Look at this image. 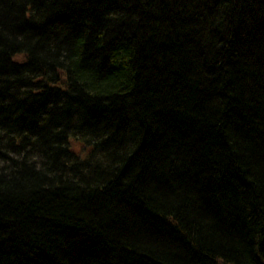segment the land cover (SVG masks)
Here are the masks:
<instances>
[{"label":"trees","instance_id":"obj_1","mask_svg":"<svg viewBox=\"0 0 264 264\" xmlns=\"http://www.w3.org/2000/svg\"><path fill=\"white\" fill-rule=\"evenodd\" d=\"M0 264H264V0H0Z\"/></svg>","mask_w":264,"mask_h":264}]
</instances>
